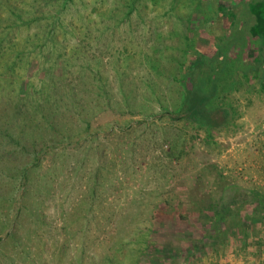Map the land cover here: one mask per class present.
I'll list each match as a JSON object with an SVG mask.
<instances>
[{
	"label": "rangeland",
	"instance_id": "rangeland-1",
	"mask_svg": "<svg viewBox=\"0 0 264 264\" xmlns=\"http://www.w3.org/2000/svg\"><path fill=\"white\" fill-rule=\"evenodd\" d=\"M261 1L0 0V264H264V67L203 82L264 58ZM196 52L219 125L182 113Z\"/></svg>",
	"mask_w": 264,
	"mask_h": 264
},
{
	"label": "trees",
	"instance_id": "trees-1",
	"mask_svg": "<svg viewBox=\"0 0 264 264\" xmlns=\"http://www.w3.org/2000/svg\"><path fill=\"white\" fill-rule=\"evenodd\" d=\"M251 14L254 19L253 24L249 28V35L251 38H253L255 43H258L261 46L262 52L264 51V1L258 2L257 4H254L251 6ZM219 53L218 56L215 58V60H212V64L214 63L216 67L213 69V74L220 73L221 76L214 78L215 82L212 79H209V81H203L205 84L208 82V84H215L216 88L220 85L219 82L223 81V83H228L232 77H235L238 75V72L240 70V66L245 70V66H248L245 64H250L252 67V71L260 72L262 66L264 67V58L261 59L259 57H251L249 59H245L244 64L241 63V65H238L236 63V60L230 57L229 51L225 50L223 47H218ZM256 50H254L255 52ZM197 58L193 59L192 65L188 67V71L186 75L184 76L185 79H183V89L185 91V97L183 100V111L185 115L188 116V118L192 120H196L200 125L206 126V125H219L222 120L218 115L215 113H218L220 110L223 112L226 111L229 112L226 109H218L217 107H213V109H210L211 107V100L215 97L212 92H206L203 89L205 85L201 86L198 82L199 79H201V76L206 74L203 70L204 68H201L203 66H206V60L203 57V54L196 52ZM262 65V66H261ZM245 75H247V71H243ZM254 73V72H253ZM243 77L244 74L242 73ZM214 82V83H213ZM188 83L191 84V89H188ZM216 102L217 99H216ZM215 102V103H216ZM207 104V106H206ZM213 116V118H211ZM207 117V118H206ZM225 120L226 118L223 117ZM217 208L215 211H213V217H210L208 223H211V226L213 224V234L212 240H215V237H218V235L222 232V225L226 224L228 220H225L226 218H229L230 211H225L223 214L218 208L219 206L215 207ZM256 217L252 219V222L254 225L260 223L264 226V200L262 202L258 203V206L255 207ZM263 214V217H262ZM246 224L244 223V226H242L243 229H241L240 234L244 237L247 236V229ZM245 227V228H244Z\"/></svg>",
	"mask_w": 264,
	"mask_h": 264
}]
</instances>
